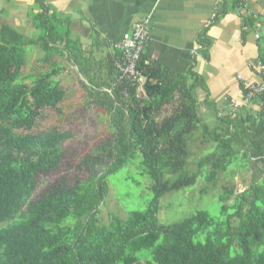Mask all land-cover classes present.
I'll list each match as a JSON object with an SVG mask.
<instances>
[{
  "label": "trees",
  "instance_id": "16d2710c",
  "mask_svg": "<svg viewBox=\"0 0 264 264\" xmlns=\"http://www.w3.org/2000/svg\"><path fill=\"white\" fill-rule=\"evenodd\" d=\"M33 4L37 12L30 16L31 27L37 37L29 40L0 27V264H138L144 252H149L146 264H264V93L249 101L258 105L254 115L227 108L215 110L213 121L206 123L197 114L194 95L203 83L192 68L182 76L145 64L142 53L138 69L146 81L144 95L138 96L135 86L119 80V51L96 59L70 38L69 22L51 6L44 0ZM225 12L220 9L212 22ZM29 46L44 53L41 62L56 54L77 69L90 86V103L105 114L111 136L101 149L110 163L107 169L89 167L87 177L72 187L62 181L35 200L38 176L58 169L62 143L70 135L29 133L42 111L56 110L65 97L58 64L28 76L30 85L24 83L20 70ZM207 46L203 38L205 51ZM241 89L246 98L247 90ZM170 105L175 106L172 113L159 119ZM195 128L207 152L197 158L196 174L185 177L179 173L190 157L187 139ZM137 157L152 182L149 206L102 221L108 177ZM251 163L262 169L261 181L240 193L223 186L219 217L198 211L171 225L159 223V202L166 194L193 186L202 174L215 185L220 175L232 169L236 176Z\"/></svg>",
  "mask_w": 264,
  "mask_h": 264
},
{
  "label": "crops",
  "instance_id": "0c3cea01",
  "mask_svg": "<svg viewBox=\"0 0 264 264\" xmlns=\"http://www.w3.org/2000/svg\"><path fill=\"white\" fill-rule=\"evenodd\" d=\"M44 2L62 21L69 22L72 40L102 59L114 53L115 45L133 24L148 20L150 39L143 50L145 63L182 76L192 68L203 83L194 95L197 114L206 123L213 121L215 110L236 106L251 115L258 111L257 104L244 102L241 85L260 81L256 63L264 58V0ZM223 7L225 14L212 22ZM36 12L33 0H0V27L6 25L26 39H34L39 32L31 27L30 16ZM247 20L252 21L251 27ZM203 38L208 43L206 51ZM100 76H105L104 68Z\"/></svg>",
  "mask_w": 264,
  "mask_h": 264
},
{
  "label": "rangeland",
  "instance_id": "374dc122",
  "mask_svg": "<svg viewBox=\"0 0 264 264\" xmlns=\"http://www.w3.org/2000/svg\"><path fill=\"white\" fill-rule=\"evenodd\" d=\"M25 54L26 64L20 70L24 83L30 85L28 76L47 72L54 63L62 67L57 80L65 90L64 100L57 109L43 110L29 133L56 131L70 135V138L62 143L63 154L58 169L38 176L36 192L32 198L35 200L57 187L62 181L72 187L76 180L87 177L90 172L89 167H94L93 171L107 169L110 163L107 162L106 154L101 149L110 142L111 136L105 114L90 103V86L79 76L72 64L56 54L51 55L48 62H41L44 53L36 46L25 48ZM94 57L100 58L97 53ZM174 107V105L166 106L159 119L170 115ZM187 146L190 157L179 174L191 177L196 174L197 158L207 152V148L200 144L197 128L193 129L188 137ZM95 159L100 161L99 164L93 163ZM140 164V157H137L108 177L106 204L100 207L102 221L107 222L109 215L124 218L129 212L147 209L152 198L150 192L152 182ZM261 170L259 166L251 163L247 169L238 170L237 175L233 176L230 169L229 173L218 177L215 185L207 183L204 174L199 175L193 186L171 192L161 198L159 223L171 225L198 211H205L211 217H219L222 206L219 196L223 186H231L236 193H240L248 185L261 181L263 175ZM175 177L171 176L170 179ZM231 202L230 199L226 202V206ZM148 260L149 252L141 253L138 264H146Z\"/></svg>",
  "mask_w": 264,
  "mask_h": 264
},
{
  "label": "built area",
  "instance_id": "2783aa9c",
  "mask_svg": "<svg viewBox=\"0 0 264 264\" xmlns=\"http://www.w3.org/2000/svg\"><path fill=\"white\" fill-rule=\"evenodd\" d=\"M149 39L150 29L148 20H142L133 24L130 31L125 33L115 45V49L121 53L120 61L115 64L119 80L126 81L130 85L135 86L138 96L144 95L143 85L146 81L142 71L138 69V65ZM256 70L260 76V81L256 84H243L247 90L244 101L247 104L258 94L264 93V60L260 59L257 61ZM234 108L237 107L234 106ZM260 108H262V104Z\"/></svg>",
  "mask_w": 264,
  "mask_h": 264
}]
</instances>
